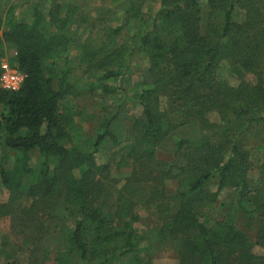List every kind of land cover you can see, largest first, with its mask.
Here are the masks:
<instances>
[{"label": "trees", "instance_id": "16d2710c", "mask_svg": "<svg viewBox=\"0 0 264 264\" xmlns=\"http://www.w3.org/2000/svg\"><path fill=\"white\" fill-rule=\"evenodd\" d=\"M49 1L47 13L39 4L32 8L29 22L0 17V62L5 46L13 48L24 75L17 92L0 90V183L9 193L0 217H28L25 230L41 236L45 211L60 209L72 227L59 264L72 255L78 264H151L137 256L146 238L136 227L138 198L146 208L155 205L161 224L154 243L174 248L178 264H264L236 226L239 219L256 222L264 248V140L248 144L253 128L264 130V0H203L204 7L201 0H161L156 17L143 15L141 0H110L123 23L139 21L131 35L137 42L128 48L114 47L120 26L95 44L75 6ZM131 58L147 60L148 75L156 78L153 89L129 99L141 108V146L118 144L110 120L87 144L74 121L75 65L85 67L83 74L106 68L98 80L107 81L122 75ZM226 61L253 81L229 86L217 75ZM160 96L166 111L158 110ZM211 113L220 126L209 125ZM191 124L198 126L192 137H175ZM170 137L176 139L173 158L157 159L156 150ZM106 141L116 148L112 162L130 169L113 205L110 164L95 159ZM32 152L39 155L34 168ZM10 154L14 161L6 168ZM253 170L257 177L250 178ZM171 180L177 184L173 195L165 189ZM224 190L233 197L221 210ZM38 211L42 222L34 226ZM11 259L5 264H17Z\"/></svg>", "mask_w": 264, "mask_h": 264}, {"label": "rangeland", "instance_id": "374dc122", "mask_svg": "<svg viewBox=\"0 0 264 264\" xmlns=\"http://www.w3.org/2000/svg\"><path fill=\"white\" fill-rule=\"evenodd\" d=\"M141 1L143 15L146 17L148 13H151L156 17L157 12L160 11L161 0ZM59 2L77 8V14L86 19V22L82 24V28L90 29L89 38L95 44L106 41L105 36L107 33L119 26L121 27V31L113 40L114 47L128 48L137 42V40L132 39L131 35L137 29L139 21L130 20L129 23H123L121 12L110 6V0H59ZM37 4L46 13L51 5L49 0H0V17L5 19L6 16H10L14 21L29 22L31 20L32 8ZM200 4L204 7L203 0H201ZM73 53L71 52L70 54L72 55ZM14 58L15 50L5 46L1 62H6L12 67H17ZM77 65H75L77 70L74 76L71 77L75 90L78 93L75 100L74 121L80 134L86 139L85 142L88 144L96 138L103 123L106 120H110L112 123L110 130L116 137L118 144L132 143L140 147L141 138L139 137L142 135L140 127V120L142 118L141 108L129 99L134 94H140L147 89H153L152 84L155 83L156 78L153 75H148V61L131 58L127 67L122 71V75H117L107 81L98 80V77L106 68L92 67L88 73L83 74L85 67H78ZM217 75L231 87H236L244 81H253L252 76L244 75L238 68L231 67L228 61L223 63L217 70ZM79 76L82 78L77 79ZM101 85H104V89H114L116 92L104 91L103 87H99ZM157 107L159 112L166 111V101L163 96L158 98ZM3 113L4 110L0 107V115ZM205 118L208 120L209 125L218 127L221 124L220 118L216 113L208 114ZM197 130L198 126H193L192 124L186 125L184 128L179 129L175 137L189 138ZM175 140L170 137L160 144L156 150L157 159L168 161L173 158ZM263 140L264 130L253 128L248 138V144L254 145ZM115 149L110 142L106 141L95 154L98 165L110 164V169L107 173L109 175L107 182L112 189V196L109 200L110 205L115 203L117 191L128 184L127 177L130 173L128 166L122 165L118 167L115 165V162H112V153ZM141 150L139 149L138 151ZM1 156L2 149L0 147V158ZM38 159V153L32 152V168L37 165ZM13 161L14 157L10 154V157L5 161V167L10 168ZM177 163H182V160L178 159ZM254 177H257L256 170H253L250 174V178ZM215 188L214 185L212 189L214 190ZM165 189L167 193L173 195L177 190L176 182L172 180L167 181ZM232 197L233 194L230 190H224L218 198L219 208L225 210ZM8 198V191L0 183V205L6 204ZM136 202L138 203L136 204L135 213L139 218L136 227L138 232L143 237H146L140 242V250L137 256L151 264H178L179 258L174 248L169 244L157 246L154 243L156 230H158L161 224L155 212V205L146 208L143 200L136 198ZM23 204L27 208L31 205V201L23 202ZM47 211H45L47 213L46 223L42 226L41 236H36L33 230H25L26 224L24 220L28 217L23 216L21 219H18L16 214L0 217V264L11 261V258H14L17 264H59L57 259H62V255L67 256L65 234L66 228L72 227V219L68 218L67 221L62 220V211L60 209L54 212ZM109 211H111V208ZM43 213L41 211L36 213L34 226H38L42 222ZM247 223L248 220L239 219L236 222V226L246 236L250 245H252V251L257 255H264V248L257 241L258 226L256 222L250 221ZM64 227L65 232L62 230ZM28 238H30L29 245L25 246L24 241H28ZM65 264H78L77 258L72 255L70 260H67ZM120 264H127V262L124 261V263Z\"/></svg>", "mask_w": 264, "mask_h": 264}, {"label": "built area", "instance_id": "2783aa9c", "mask_svg": "<svg viewBox=\"0 0 264 264\" xmlns=\"http://www.w3.org/2000/svg\"><path fill=\"white\" fill-rule=\"evenodd\" d=\"M24 80V75L19 69L10 66L6 62L0 63V90L5 92H17Z\"/></svg>", "mask_w": 264, "mask_h": 264}]
</instances>
